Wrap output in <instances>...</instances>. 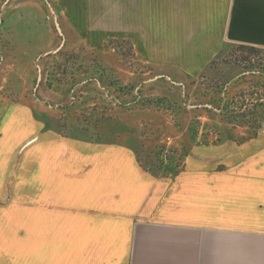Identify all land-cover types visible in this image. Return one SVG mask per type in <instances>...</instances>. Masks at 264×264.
Instances as JSON below:
<instances>
[{
  "label": "crops",
  "instance_id": "0c3cea01",
  "mask_svg": "<svg viewBox=\"0 0 264 264\" xmlns=\"http://www.w3.org/2000/svg\"><path fill=\"white\" fill-rule=\"evenodd\" d=\"M134 1L146 17L131 27L138 60L174 79L200 75L225 44L264 49V0ZM45 121L23 145L19 179L3 181L18 191L17 209H0V264H264V123L243 143L192 145L177 173H156L130 142Z\"/></svg>",
  "mask_w": 264,
  "mask_h": 264
},
{
  "label": "rangeland",
  "instance_id": "374dc122",
  "mask_svg": "<svg viewBox=\"0 0 264 264\" xmlns=\"http://www.w3.org/2000/svg\"><path fill=\"white\" fill-rule=\"evenodd\" d=\"M132 1L0 0V198L5 199L0 209H17L12 200L18 185L3 181L19 179L23 145L44 131L35 123L39 118L66 136L130 142L141 161L159 173L170 156L182 158L192 125L212 122L203 106L216 85L232 81L235 106L264 100L263 82H251L249 75L236 83L242 72H250L249 63L264 68L261 48L225 44L215 68L193 81L183 74L174 79L167 68L138 60L131 27L135 21L141 28L146 17L142 9L134 17ZM138 90L142 100L134 105ZM157 97L159 104L140 105ZM172 101L174 108L168 107Z\"/></svg>",
  "mask_w": 264,
  "mask_h": 264
},
{
  "label": "trees",
  "instance_id": "16d2710c",
  "mask_svg": "<svg viewBox=\"0 0 264 264\" xmlns=\"http://www.w3.org/2000/svg\"><path fill=\"white\" fill-rule=\"evenodd\" d=\"M57 10H60V6L58 3H56ZM61 51L59 52V54ZM58 55V54H57ZM49 56V55H48ZM220 53L217 54L211 62L208 64L206 69L202 72V76L206 75L208 72L212 71L215 66L217 65L218 59H220ZM250 72H242L240 76L236 79V83L243 82L244 80L248 81V77L250 76V80L252 81H258L260 84L263 82L264 86V68L256 67L254 63H249V65L246 66ZM79 68V66H78ZM222 72V71H221ZM225 71L223 70V74ZM246 73V74H245ZM44 74V73H43ZM54 74H51L50 79L48 81L52 82L54 81ZM188 78L195 80L192 76L188 75ZM255 81V82H256ZM232 82V81H231ZM229 81H224L220 86L216 85L214 88H212L213 92L209 94V99L206 102V105L209 106H203V109L210 115L212 118V122L210 123H201L200 125H192L189 129V133H185V141L183 143V155L182 158H179L178 161H176V157L170 156L168 158L169 160V166L168 168L175 166L174 169H168L174 173H177L178 171L175 170L177 167L180 166L182 162H179V160L183 161V157L185 156V152L188 150V147L192 145H201V144H210V143H219V142H225V141H235L238 143H243L245 141H248L258 135V131L262 128V125L264 123V100L259 101V103H255L252 106H248L245 103H241L240 105H236L235 101V95L232 94L230 86L232 85ZM115 85V84H114ZM124 88L121 87L120 91H123ZM141 91H137V96L135 101L132 103L134 105H138L140 103V100H142ZM162 99L157 97L154 99V101H148V103L142 102L140 105H153V104H159ZM158 102V103H157ZM162 102V101H161ZM131 103V104H132ZM175 101H172L168 107L171 106V108L175 107ZM199 106V105H198ZM200 107H197L198 109ZM47 128H53L48 124L47 121H45ZM237 128H243L246 130L243 135H235L234 131ZM55 129V128H54ZM56 130V129H55ZM58 131V130H56ZM59 132V131H58ZM61 133V132H60ZM213 138V139H212ZM160 154V153H159ZM141 160V159H140ZM168 165V164H167ZM160 169L166 166L164 163H160ZM167 172V171H166Z\"/></svg>",
  "mask_w": 264,
  "mask_h": 264
},
{
  "label": "water",
  "instance_id": "95a60500",
  "mask_svg": "<svg viewBox=\"0 0 264 264\" xmlns=\"http://www.w3.org/2000/svg\"><path fill=\"white\" fill-rule=\"evenodd\" d=\"M56 27H57V30H58L59 34L63 37V43H64L65 38H64V36H63V32H62V30H61V27H60V24L58 23V21H56ZM47 53H50V52H47ZM47 53H45V54H47ZM40 81H41V74H39V76H38L37 85H38V83H39ZM206 106L211 107V105H206Z\"/></svg>",
  "mask_w": 264,
  "mask_h": 264
}]
</instances>
